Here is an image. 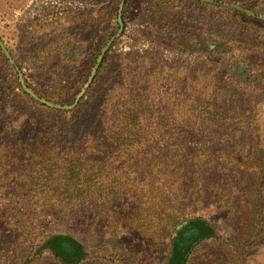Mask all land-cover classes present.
Masks as SVG:
<instances>
[{
	"label": "rangeland",
	"instance_id": "rangeland-1",
	"mask_svg": "<svg viewBox=\"0 0 264 264\" xmlns=\"http://www.w3.org/2000/svg\"><path fill=\"white\" fill-rule=\"evenodd\" d=\"M225 37L234 40L226 50ZM255 76L261 90H252ZM127 97L138 102L137 121L113 138L105 132L93 164L94 133L113 127ZM196 103L247 120L179 134L201 117ZM253 127L264 151V0H0V264H58L53 255L66 264H162L157 234L169 210L226 238L234 223L221 204L193 195L201 167L181 159L231 138L255 155ZM158 154L183 163L191 185L159 181L149 163ZM59 237L83 257L65 261ZM209 242L186 264H214ZM242 263L264 264V241Z\"/></svg>",
	"mask_w": 264,
	"mask_h": 264
},
{
	"label": "trees",
	"instance_id": "trees-1",
	"mask_svg": "<svg viewBox=\"0 0 264 264\" xmlns=\"http://www.w3.org/2000/svg\"><path fill=\"white\" fill-rule=\"evenodd\" d=\"M233 42V38L225 37L221 38L218 43L221 44L220 47L226 50V47ZM219 51L224 52L222 49ZM253 83V91L261 90L262 84L256 76ZM244 85L247 84L244 83ZM195 106V108L203 107L205 110L199 112L201 117L186 119V123L190 122L192 124L187 123L186 128L179 131V134L193 135L194 131H198V129L204 131L210 128H212L210 131L219 133L220 130H228L237 120H247L243 114L229 108H223L219 104L196 103ZM102 119L105 120L107 125L106 117L104 116ZM137 119L138 102L132 97H127L120 106L117 116L112 119L113 127L111 128L108 125L103 129V134L101 132L94 133L90 141V144L95 145L93 147L95 149L94 153L90 155L92 159L96 160L93 164H96L97 160L100 159L99 155H101L107 134L111 132L113 138L114 129L122 131V129L129 128ZM193 125H196L197 128L195 129ZM123 132L124 136L129 133L126 130H123ZM229 132L230 134L233 133V131ZM24 136V138L31 139L29 135L25 134ZM116 137L122 139V134L117 133ZM7 138L10 139L11 136ZM244 141V139L231 138L223 142L224 145L216 146L213 151L206 148L197 151L189 150L186 156L181 159V161L190 160L189 165H186L189 170L192 166L201 167L200 177L194 179L197 191L193 195L201 197V200L206 204L210 201L221 204V208L226 211V217L234 223L233 232L226 238L218 236L215 234V230L218 232V229L205 220L191 218L186 214L182 215L179 212L169 210L168 216L165 215L162 219L164 224L160 234L156 232L158 238L163 237L167 248L165 259L167 261L165 263L164 260L162 264H186L188 257L194 253V248L205 241H210L209 244L214 250L211 253L213 256L210 255L211 257L206 256L204 258L205 262H209L208 258L210 257L214 259V264H243L242 262L248 256L251 247L264 241V151L259 129L253 127L249 136V144L256 151L255 155L251 153L244 154L237 150L234 144L243 143ZM7 145H9L6 147L8 150L4 152L10 154L14 150L13 144L8 140ZM172 162L173 159L168 160L163 155L158 154L149 163L159 174V181L162 183L173 181L174 186H178L179 183L183 182L188 183L187 186L191 185L188 182L191 180V175L184 174L183 163L170 165ZM177 186L174 193L181 195V192L176 191ZM169 187H171V184ZM166 189L168 190V188ZM168 203L171 204V201ZM158 215L160 216V213ZM57 239L65 252H59V255L65 261L75 262L83 257L81 246L76 241L69 237H59ZM66 253H68V256H63ZM53 258L58 264H66L57 255H53Z\"/></svg>",
	"mask_w": 264,
	"mask_h": 264
},
{
	"label": "water",
	"instance_id": "water-1",
	"mask_svg": "<svg viewBox=\"0 0 264 264\" xmlns=\"http://www.w3.org/2000/svg\"><path fill=\"white\" fill-rule=\"evenodd\" d=\"M246 14H247V13H246ZM119 23H120V21H119ZM2 50L4 51L3 48H2ZM4 53H5V56L8 58V55L6 54L5 51H4ZM8 59H9V58H8ZM9 62L11 63L10 60H9ZM20 84L23 86V82H22V80H20ZM23 88H24V86H23ZM24 89H25V88H24ZM31 96H32L33 99L37 100L33 95H31ZM37 101H39V100H37ZM39 102H40V101H39ZM40 103H43V104H45L46 106L53 108L52 106H50V105H48V104H46V103H44V102H40Z\"/></svg>",
	"mask_w": 264,
	"mask_h": 264
}]
</instances>
